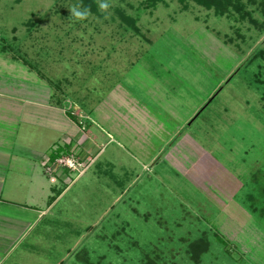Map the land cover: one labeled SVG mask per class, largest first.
<instances>
[{"label": "rangeland", "instance_id": "1", "mask_svg": "<svg viewBox=\"0 0 264 264\" xmlns=\"http://www.w3.org/2000/svg\"><path fill=\"white\" fill-rule=\"evenodd\" d=\"M100 2L0 0V91L81 129L27 103L66 190L21 263L264 264V0Z\"/></svg>", "mask_w": 264, "mask_h": 264}, {"label": "crops", "instance_id": "2", "mask_svg": "<svg viewBox=\"0 0 264 264\" xmlns=\"http://www.w3.org/2000/svg\"><path fill=\"white\" fill-rule=\"evenodd\" d=\"M1 85L3 84L0 83L2 89ZM12 88L17 91L16 86ZM17 94L18 98L14 97L10 89L4 86L3 92L0 91V264H23L21 259L26 258L27 252H30L27 250L34 247V245L30 247L26 241L32 234L34 225L39 222L41 214L48 212L66 190L62 189L54 198V189L44 180V177L49 179L51 185H57L59 182L57 178H48L47 167L52 153L48 155V152H43L40 148H36V152L27 149L28 145L34 144L36 137L31 129L37 127L26 113L27 103L37 104L35 102L43 99L50 103L49 109L58 116L61 114L62 117L59 118L64 128L71 120V127L60 129L64 131L62 141L64 137L75 138L81 130L79 122L75 120L76 117L70 118L63 109L52 105L49 97L35 100L30 99L26 91L24 94L20 92ZM48 128L54 129L52 126ZM34 163L35 166L39 164L41 172L35 174ZM29 169L32 171L28 172ZM18 173L25 175L30 173V176L21 179ZM21 193L26 196H21ZM50 200L52 201L48 203ZM20 248L21 257L17 258L16 252Z\"/></svg>", "mask_w": 264, "mask_h": 264}, {"label": "trees", "instance_id": "3", "mask_svg": "<svg viewBox=\"0 0 264 264\" xmlns=\"http://www.w3.org/2000/svg\"><path fill=\"white\" fill-rule=\"evenodd\" d=\"M187 1L196 3L198 5L205 7V8H214L216 10V13H218V14L219 13L223 14V13L227 12L228 9L232 6L231 5L232 0H187ZM235 9H236V7L234 8V10ZM69 116L71 117V114H69ZM53 159H54V157H52V160Z\"/></svg>", "mask_w": 264, "mask_h": 264}, {"label": "clouds", "instance_id": "4", "mask_svg": "<svg viewBox=\"0 0 264 264\" xmlns=\"http://www.w3.org/2000/svg\"><path fill=\"white\" fill-rule=\"evenodd\" d=\"M109 8V4L107 2H100L99 3V9L101 11H106ZM71 12V17L79 22V21H85L88 19V17L92 14L91 9L89 7H84V6H73L70 8Z\"/></svg>", "mask_w": 264, "mask_h": 264}, {"label": "bare ground", "instance_id": "5", "mask_svg": "<svg viewBox=\"0 0 264 264\" xmlns=\"http://www.w3.org/2000/svg\"><path fill=\"white\" fill-rule=\"evenodd\" d=\"M233 237H235V234H234V236Z\"/></svg>", "mask_w": 264, "mask_h": 264}]
</instances>
